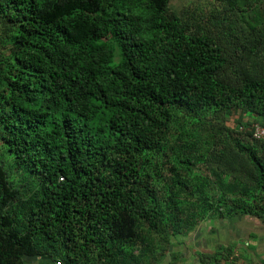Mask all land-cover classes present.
Listing matches in <instances>:
<instances>
[{
    "label": "trees",
    "instance_id": "1",
    "mask_svg": "<svg viewBox=\"0 0 264 264\" xmlns=\"http://www.w3.org/2000/svg\"><path fill=\"white\" fill-rule=\"evenodd\" d=\"M170 1L0 0V264H158L200 217L264 222V0ZM216 112L247 117L228 151L190 127Z\"/></svg>",
    "mask_w": 264,
    "mask_h": 264
},
{
    "label": "rangeland",
    "instance_id": "2",
    "mask_svg": "<svg viewBox=\"0 0 264 264\" xmlns=\"http://www.w3.org/2000/svg\"><path fill=\"white\" fill-rule=\"evenodd\" d=\"M206 0H171L172 9L177 14L183 16L189 9V3L193 7L205 6ZM185 16V15H184ZM7 32L4 26L0 25V51L7 53L8 45ZM252 119V117H249ZM247 117H241L239 114H231L226 112H216L210 114L204 119V124L209 126L207 129L197 124H191L193 132L201 130V136L214 135V149L228 151L232 149V144L228 143L227 136H233L231 128L237 130L238 124ZM253 124L264 122V119L252 121ZM229 126V127H228ZM253 126V125H252ZM198 133V132H197ZM240 136V141L251 144V137L245 135ZM0 160L9 168L12 162L10 154L6 152L0 141ZM216 158H204L202 162H198L195 174L204 183L211 195L215 194L216 180L215 175L211 173L212 167L218 165ZM11 178L19 181L20 175L11 174ZM230 196V195H229ZM201 221L190 230L186 235H179L171 238L169 252L162 258L158 264L165 262H176L173 253L174 248H186L190 250L191 256H195V252H199L201 264L213 263V257L220 258L219 264H227L230 261L243 264H264V222L251 214L237 215L230 218H221L217 213H213L211 217H200ZM198 256V255H197ZM202 256V257H201ZM169 264V263H165Z\"/></svg>",
    "mask_w": 264,
    "mask_h": 264
},
{
    "label": "crops",
    "instance_id": "3",
    "mask_svg": "<svg viewBox=\"0 0 264 264\" xmlns=\"http://www.w3.org/2000/svg\"><path fill=\"white\" fill-rule=\"evenodd\" d=\"M186 247V246H185ZM181 249L179 247L174 248V258H176V262H165L169 264H201L199 262V252H195V256H191L190 250H186V248ZM198 255V256H197ZM26 264H54V260L48 257L42 256H31L25 258ZM163 263V264H165Z\"/></svg>",
    "mask_w": 264,
    "mask_h": 264
},
{
    "label": "built area",
    "instance_id": "4",
    "mask_svg": "<svg viewBox=\"0 0 264 264\" xmlns=\"http://www.w3.org/2000/svg\"><path fill=\"white\" fill-rule=\"evenodd\" d=\"M242 129V127H241ZM253 138L264 143V124L256 123L253 128ZM54 264H62L60 261H55ZM231 264H242L239 262H233Z\"/></svg>",
    "mask_w": 264,
    "mask_h": 264
}]
</instances>
